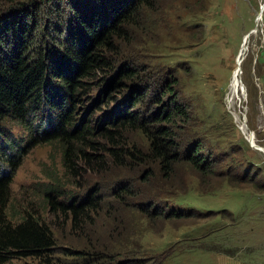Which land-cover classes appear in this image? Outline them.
Listing matches in <instances>:
<instances>
[{
    "label": "rangeland",
    "instance_id": "rangeland-1",
    "mask_svg": "<svg viewBox=\"0 0 264 264\" xmlns=\"http://www.w3.org/2000/svg\"><path fill=\"white\" fill-rule=\"evenodd\" d=\"M35 1L39 5L34 25L40 22L41 26L35 37L39 45L43 40L42 48L50 55L63 49L61 45L75 34L77 17L107 12L103 10L106 0ZM55 1H59L60 19ZM134 19L135 24L125 29L110 54L112 69L103 68L83 82L79 118L89 109L93 96L106 88L102 83L111 86L128 66L143 82L137 84L123 76L109 96L117 98L113 105L121 99L120 90L126 95L131 87L138 86L135 91L151 87L153 80L166 81L191 116L188 125L181 124L180 140H201L203 155L215 157V164L237 170L239 175L227 178L219 174L217 166L213 174L202 177L182 163L170 183L162 180L159 170L140 183L145 167L119 168L109 157L101 160L104 153L94 149H87L90 163L80 161L69 172L60 143L35 145L30 132L42 134L55 122L56 112L51 107L40 108L41 113L32 108L25 126L7 122V139L21 146L24 155L17 151L21 162L15 172L3 157L0 177L12 176L9 219L18 222L22 216H34L51 228L56 245L47 261L28 258L7 264H116L125 260L139 264H264V0H150ZM239 65L240 73L234 79ZM51 83L50 89L59 91V82ZM146 99L140 109L144 115L154 105ZM98 117L100 114L94 115L97 128L102 121ZM100 130L87 139L106 143L100 139ZM128 136L129 144L141 140L134 132ZM4 149L10 152L6 144ZM243 174H248L247 179L239 178ZM121 178L134 179L133 191L141 187L145 194L164 185L172 187L177 193L174 198L169 200L166 191L154 196L190 208L192 215L165 220L145 217L131 206L124 208L123 198L117 194L121 196L117 186ZM53 186L58 187L59 202L71 203L74 197L82 199L94 191H99V201L77 216L52 210L46 191Z\"/></svg>",
    "mask_w": 264,
    "mask_h": 264
},
{
    "label": "trees",
    "instance_id": "trees-1",
    "mask_svg": "<svg viewBox=\"0 0 264 264\" xmlns=\"http://www.w3.org/2000/svg\"><path fill=\"white\" fill-rule=\"evenodd\" d=\"M106 1L103 2V10L107 11L104 15L94 11L85 17H77L75 34L72 33L70 40L68 38V42L61 45L63 49L60 52L50 55L42 48L45 45L43 40H40L39 45L38 37H35L36 30L41 27L40 22L34 25V13L39 5L37 1L0 0V8H3L0 9V144H3L0 147V162L6 157L4 161L15 172L21 162L17 151L24 155L21 146L7 139V122L12 120L24 125L29 122L30 109L39 111L40 108L47 110L51 107L56 112L55 122L42 134L30 130L32 140L35 145L60 143L63 163L69 172L76 169L80 161L90 163L92 156L87 149H94L104 153L101 160L109 157L119 168L129 165L134 168L145 167V177L140 183H144L154 170H159L162 180L170 183L182 163L190 165L202 177L213 174L217 166L220 175L230 178L235 173L238 176L237 170L222 168L215 164V157L203 155L205 145L201 140H180L181 124L188 125L191 116L187 106L177 96H173V90L165 79L164 83L153 80L151 87L145 86L135 91L133 89L138 86L131 87L126 95H122L120 90L118 96L121 99L113 105L117 98L109 96L120 86L123 76L137 84L143 82L137 78L133 69L126 66L111 86L104 84L105 81L102 83V87L106 88H101L93 96L89 109L79 118V102L85 92L83 82L103 68L112 69L113 58L110 54L116 50L117 40L123 38L125 29L135 24L134 18L140 9L150 2ZM53 5L59 8V1ZM58 13L60 19V8ZM51 81L59 82V91L50 89ZM149 89L152 91L149 92ZM146 96L154 105L144 115L140 109L147 102ZM96 114H100L97 120L102 117L98 128L97 124L94 126L97 122L94 121ZM98 129H101L100 139L106 142L101 145L87 139ZM133 132L141 140L129 144L128 135ZM4 144L9 146L10 152H6ZM248 174L239 178L245 180ZM11 177H0V264L28 258L47 261L56 245L51 228L30 214L22 216L18 222L8 217ZM134 184V179L121 178L117 185L121 196L117 194L123 198L121 204L124 208L131 206L145 217H162L165 220L183 219L192 215L193 210L189 211L190 208L166 202L163 196V200H160L159 195L154 196L157 192L166 191L170 200L177 194L172 187L164 185L163 188L145 194L141 187L134 192ZM98 193L94 191L82 199L72 197L71 203L59 202L58 187L53 186L46 191L47 204L52 210L72 212L77 216L83 210L96 206ZM128 261L116 264H128Z\"/></svg>",
    "mask_w": 264,
    "mask_h": 264
},
{
    "label": "bare ground",
    "instance_id": "bare-ground-1",
    "mask_svg": "<svg viewBox=\"0 0 264 264\" xmlns=\"http://www.w3.org/2000/svg\"><path fill=\"white\" fill-rule=\"evenodd\" d=\"M244 44H245V42H244ZM241 51H242V49H241ZM240 57H242L241 56V52H240V54H239V58H238V64H239V61H240ZM240 65H239V67H238V69H237V72L235 73V76H234V79H236L237 78V75L240 73ZM237 87H236V84L234 85V89H233V91H232V95H233V106H235V99H236V91H237V89H236ZM237 117V119H238V115L236 116ZM243 126V131H244V133H246V127H245V125H242ZM248 136V139L250 140V141H252V143H254L255 144V142H254V140H253V138L251 137V136H249V135H247Z\"/></svg>",
    "mask_w": 264,
    "mask_h": 264
},
{
    "label": "built area",
    "instance_id": "built-area-1",
    "mask_svg": "<svg viewBox=\"0 0 264 264\" xmlns=\"http://www.w3.org/2000/svg\"><path fill=\"white\" fill-rule=\"evenodd\" d=\"M263 11V10H262Z\"/></svg>",
    "mask_w": 264,
    "mask_h": 264
}]
</instances>
